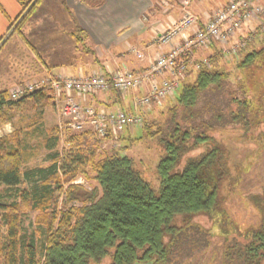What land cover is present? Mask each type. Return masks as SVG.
Returning a JSON list of instances; mask_svg holds the SVG:
<instances>
[{"label": "trees", "instance_id": "1", "mask_svg": "<svg viewBox=\"0 0 264 264\" xmlns=\"http://www.w3.org/2000/svg\"><path fill=\"white\" fill-rule=\"evenodd\" d=\"M39 1L33 5L29 2L8 31L14 28L19 32ZM215 46H211L212 67L189 69L194 79L181 83L174 97L176 106L168 112L172 114L166 131L156 129L154 123L142 122L141 130L155 137L163 151L156 166L157 194L134 170L130 157L119 152L102 157L96 154L97 141H91L95 136L89 131L60 132L57 125L42 131L43 112L52 103L50 91H35L16 102L6 101V96L0 94V128L13 126L9 135L0 136V264H100L104 259H109V264H169L173 260L171 249L182 230L172 224L173 219L182 216L185 222L199 215L211 217L218 211L219 188L228 175V149L208 131L225 125L220 123L225 114L239 120L240 116L263 112V108L258 112L247 108L253 96L258 97L256 91L262 89L263 79L254 80L256 84L250 89L239 84L240 96L226 98L223 109L213 106L212 98L221 96L222 86L230 77L216 65L222 54ZM263 53V48L249 52L235 68L241 74L255 73L253 67ZM204 96L212 104L207 120H201L200 115L209 113L206 105L200 104ZM24 101H31L35 116H11L2 111L5 107L19 109ZM176 111L181 113L180 118ZM230 126L241 129L234 123ZM248 126L249 120L244 124ZM126 130L129 140L132 130ZM245 135L243 130L239 137ZM60 140H64L65 148L52 154L50 167L25 171L40 147L46 152L55 151ZM238 141L245 144L249 139ZM200 148L203 150L198 155L187 157ZM89 171L97 185L87 191L74 182L79 175L87 178ZM37 175L39 188H19L21 181L30 182ZM60 197L64 199L61 208L57 203ZM262 212L259 228L244 243L229 246L225 264H264V206ZM28 215H34V224L43 234L40 249L34 236L23 232V217Z\"/></svg>", "mask_w": 264, "mask_h": 264}, {"label": "crops", "instance_id": "2", "mask_svg": "<svg viewBox=\"0 0 264 264\" xmlns=\"http://www.w3.org/2000/svg\"><path fill=\"white\" fill-rule=\"evenodd\" d=\"M31 1L33 5L35 0H0V94L6 96V101L16 86L48 76L79 77L120 68L144 71L158 53L165 50L153 44L154 36L181 17L185 4L202 21L205 15L227 0H206L201 4L188 0H40L19 32L14 28L8 31ZM158 2L162 5L161 10L155 8ZM238 41L245 43L241 50L248 52L264 48V17L244 25L231 39V43ZM213 49L197 51L192 61L206 58L198 57V53L210 55ZM132 51L140 52L142 59H137ZM188 81L185 77L182 83ZM144 93L142 88L137 92H109L78 101L81 105L108 110H114L116 107L112 104L117 102L128 105L137 115H151L150 110L134 106L135 97ZM24 102L31 105V101ZM50 109L46 107L43 112L42 131ZM2 111L11 116H35L33 110L25 112L22 108L5 107ZM12 131L13 126L7 124L0 129V136Z\"/></svg>", "mask_w": 264, "mask_h": 264}, {"label": "rangeland", "instance_id": "3", "mask_svg": "<svg viewBox=\"0 0 264 264\" xmlns=\"http://www.w3.org/2000/svg\"><path fill=\"white\" fill-rule=\"evenodd\" d=\"M161 6V3L158 2L157 6L155 5V8L158 9L159 7V10H161ZM211 6L212 4L210 7ZM25 22L27 23L28 20ZM245 50H241L234 58H231L230 55H222V57L219 58V62L216 63V65L222 68L224 72L226 71L230 77L228 83L222 86L221 96H216V99L212 98L213 100L211 101L212 104H214L213 106L217 104L220 108L222 106L223 109L226 98L230 99L234 96V94L240 96V91H238L239 84L243 85L246 89H250L253 87L252 84H256L253 82L254 80H264V53L262 55L263 57L256 61V66L253 67V70L256 71L255 73L249 71L246 73L242 72L241 74V71L235 68L236 63L239 61L241 62L249 53ZM256 51H258V49ZM202 55L206 57L205 59L208 61L209 68L212 67V53H210V55L203 52L198 53V57H201ZM197 59L198 58H195L191 61L192 69H194L195 64L201 62L200 59ZM190 71L192 70H189L187 75H185L187 80H189L188 82H192L195 76L193 74L194 72ZM237 75L238 77H236ZM261 85L263 86L262 89H260L259 92L256 91L258 97H254V95L252 100L253 103L247 107L251 111L254 109V111L258 112L260 108H263L262 111L264 112V83ZM128 96L129 94H127V97ZM207 96H204L200 100V104L204 107L206 105L208 111V107L211 108L212 104L209 102V97ZM258 100L260 101L257 103ZM127 102L129 101L127 100ZM112 106L116 107L115 109L123 111L129 110L132 114H136L133 110L129 109L128 105L125 106L116 102L113 103ZM175 106L176 104L174 99H167L162 104V108H151V115L144 114V116H142L143 122L154 123L156 124V129L161 128L163 131H166L168 122L171 121L172 114L168 112H170ZM19 107L18 108L20 110L21 108L26 110L25 112L32 111V107L30 105H26L25 102ZM47 107H51V109L50 113L48 111L46 120H44V124L46 126L44 131L57 125L58 116L54 104L51 103V105ZM231 108L233 109L234 107ZM176 112L178 118H180L179 116H181V113L179 111ZM263 112L258 116H240L239 120H231L229 116L225 114L220 122L222 124L225 122V125H222L221 128L215 126L212 131H208V135L217 140L223 148L226 147L228 149L229 156L226 161L227 168H225V172H227L228 175H225L219 188L218 194L220 204L218 211L214 212L211 217L199 215L186 218L185 222L183 221L184 218L182 216H176L173 219L172 224L182 228V230L177 235L175 245L173 246V249H171L173 253V260L170 261L169 264H225V262H227L226 253L229 246L235 243L239 245L244 243L245 238L250 235L252 231L259 228L260 222H262L263 219L262 207L264 206ZM210 114L211 112L200 114L202 116L201 120H207L206 116H210ZM225 116L227 117L225 118ZM246 118L250 122V127L248 126L247 128L244 127V124L246 125L248 122ZM188 122H190V120ZM233 123L241 126V129H231L230 124ZM141 129L142 127L131 129L132 133H129V140L127 139L128 135L126 127H124L121 131H119V133L116 131L115 136L109 134L103 139L95 136L96 139L94 137L91 141H97L96 154L100 157L113 152H119L130 157L134 163V170L157 194L159 185L156 174V166L158 161L163 156V151L158 143V140L155 137H149L148 132L142 131ZM243 130L246 132V135L245 138L241 139L239 136ZM153 131L154 129L150 132ZM259 134L262 136H259ZM248 139L249 142L246 141ZM238 140L247 143L243 144ZM125 146L126 150L124 149ZM62 148H65L64 140H60L55 151L46 152L40 147V150L36 152L34 159L28 161L25 171L31 169L45 170L50 167L52 163V154L60 152ZM202 150L203 149L200 148L192 151L187 155V157L196 156ZM225 156V159H227V154H225ZM38 177V175L35 176V179L30 182L24 180L21 181L19 188L28 190L39 188L41 182L38 180ZM92 178L93 174L89 171L87 178L79 175L75 179L74 183L79 184L87 191H90L97 185ZM1 191L2 188L0 187V192ZM63 200V197L58 199L57 203L59 208L62 207ZM22 226L24 234L29 236L33 235L35 241L38 243V249H40L43 234H41V230L34 224V215L24 216ZM166 240L167 239H165V241ZM109 263V259H104L100 264Z\"/></svg>", "mask_w": 264, "mask_h": 264}, {"label": "built area", "instance_id": "4", "mask_svg": "<svg viewBox=\"0 0 264 264\" xmlns=\"http://www.w3.org/2000/svg\"><path fill=\"white\" fill-rule=\"evenodd\" d=\"M204 1L188 0L197 4ZM186 6L182 7L181 17L177 21L154 36L153 44L165 50L158 53L146 70L117 69L79 77L48 76L37 82L16 86L9 92V100L16 102L35 91H50L60 132L89 131L103 139L109 134L115 136L116 131L119 133L124 127L141 128V115L120 109L81 105L78 99L109 92H137L143 88L145 93L135 97L134 106L141 110L161 107L167 99L177 94L192 65L194 53L216 44L222 55H236L245 43H231V39L244 25L264 17V0H227L205 15L202 21ZM132 52L137 59H142L140 52ZM201 67L209 68L207 59L195 64L194 69Z\"/></svg>", "mask_w": 264, "mask_h": 264}]
</instances>
